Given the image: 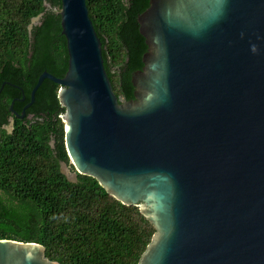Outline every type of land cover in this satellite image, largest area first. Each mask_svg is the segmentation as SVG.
<instances>
[{"label":"water","instance_id":"1","mask_svg":"<svg viewBox=\"0 0 264 264\" xmlns=\"http://www.w3.org/2000/svg\"><path fill=\"white\" fill-rule=\"evenodd\" d=\"M57 14L67 70L42 72L9 111L23 118L44 79L59 85L67 179L139 208L154 234L138 264H264V0H149L129 101L112 90L85 0H60ZM0 264L59 263L0 239Z\"/></svg>","mask_w":264,"mask_h":264},{"label":"trees","instance_id":"2","mask_svg":"<svg viewBox=\"0 0 264 264\" xmlns=\"http://www.w3.org/2000/svg\"><path fill=\"white\" fill-rule=\"evenodd\" d=\"M85 3L112 90L129 101L131 75L146 51L137 17L149 0ZM59 9L60 0H0V239L37 243L59 264H138L154 234L139 208L121 204L91 177L69 181L61 172V163L72 166L59 85L44 79L23 118L9 111L12 104L21 113L42 72L61 78L67 70Z\"/></svg>","mask_w":264,"mask_h":264},{"label":"rangeland","instance_id":"3","mask_svg":"<svg viewBox=\"0 0 264 264\" xmlns=\"http://www.w3.org/2000/svg\"><path fill=\"white\" fill-rule=\"evenodd\" d=\"M7 130H10V127H7ZM61 171L65 174V176L70 179V180H74L73 177V168L71 169V167L69 165L66 164H61Z\"/></svg>","mask_w":264,"mask_h":264},{"label":"flooded vegetation","instance_id":"4","mask_svg":"<svg viewBox=\"0 0 264 264\" xmlns=\"http://www.w3.org/2000/svg\"><path fill=\"white\" fill-rule=\"evenodd\" d=\"M28 118H30V117L28 116ZM10 119H12V118H9V121H10ZM12 122H13V120H12ZM8 126L10 127V122H9V125H8ZM8 126H7V127H8Z\"/></svg>","mask_w":264,"mask_h":264}]
</instances>
